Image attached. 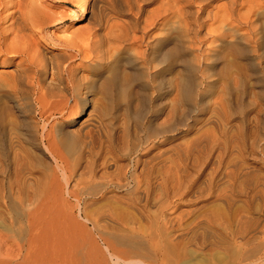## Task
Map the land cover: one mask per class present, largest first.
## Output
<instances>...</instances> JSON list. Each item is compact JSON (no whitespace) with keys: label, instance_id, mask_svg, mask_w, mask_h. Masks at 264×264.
<instances>
[{"label":"bare ground","instance_id":"obj_1","mask_svg":"<svg viewBox=\"0 0 264 264\" xmlns=\"http://www.w3.org/2000/svg\"><path fill=\"white\" fill-rule=\"evenodd\" d=\"M55 1L0 0V264H264V0Z\"/></svg>","mask_w":264,"mask_h":264},{"label":"rangeland","instance_id":"obj_2","mask_svg":"<svg viewBox=\"0 0 264 264\" xmlns=\"http://www.w3.org/2000/svg\"><path fill=\"white\" fill-rule=\"evenodd\" d=\"M44 3H46V5L48 6L50 11H57L60 10L61 8L58 6V2H56L55 0H43ZM68 6L70 7L71 4L69 3ZM87 12L84 14V19L72 22V19L68 20L63 27L65 28V30H61V29H57V28H52L49 31L51 32V34H49L47 36V40L50 41L53 44L47 45L48 43L43 41L41 38H39L40 43L43 47L45 48H57L59 47V45H61L63 37L65 36V33L70 32L71 30L74 29H81L85 26L90 25V23L92 22L91 19V15L93 11H96V9L91 7L90 1L87 3ZM71 9L74 11V14L77 12V7L76 6H71ZM57 34V35H56ZM36 36V35H34ZM58 42V44H57ZM77 61V60H76ZM264 116V110L261 113V117ZM211 126L213 128H215V126L211 123H208L206 125H203L202 128L204 127H208ZM130 127L132 128V126L130 125ZM133 129V128H132ZM191 132H187L185 134H182V137L178 136L180 135H175L174 136V140L170 143L173 145L178 144L179 142H181L184 139H188L189 136L191 135ZM177 154L175 153V151L173 150H166L163 155L161 156V159H155L152 162H150L148 165H156V163L160 162L163 163L165 165V169L170 166L172 169H175V164L177 163ZM201 203V202H200ZM206 208H210V209H218L220 208L219 206H221L219 201H212L209 202L207 204L204 205ZM5 210V209H3ZM232 212L227 213V218H229L230 221V215ZM6 217L9 219V216L11 214V212L9 210L5 211ZM228 224V223H227ZM227 224H222L223 226H226ZM96 239V243L94 244V248H101L104 250L103 248V243L101 242V240L95 236ZM74 245L68 244L67 246H65L64 244L62 245V251L59 253V256L56 257V259L58 261L61 262V264H90V261L87 259L88 257H92L95 255V250L93 251L92 247H87L86 249H83L82 251H80V249L74 248ZM88 251H90L88 253ZM93 251V252H91ZM107 253H104V256L107 258L108 260V256L106 255ZM92 255V256H91ZM97 255V253H96ZM223 255H211L210 257L206 258V255H204V253H199V254H188L186 257V261L185 264H196V263H204L206 264L207 262L214 261V262H220L221 261V257ZM95 257V256H94Z\"/></svg>","mask_w":264,"mask_h":264}]
</instances>
